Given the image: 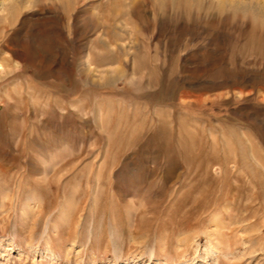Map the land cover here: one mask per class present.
<instances>
[{
  "label": "rangeland",
  "instance_id": "374dc122",
  "mask_svg": "<svg viewBox=\"0 0 264 264\" xmlns=\"http://www.w3.org/2000/svg\"><path fill=\"white\" fill-rule=\"evenodd\" d=\"M0 264H264V0H0Z\"/></svg>",
  "mask_w": 264,
  "mask_h": 264
}]
</instances>
